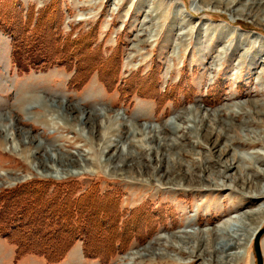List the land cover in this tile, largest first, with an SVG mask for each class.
<instances>
[{"label":"rangeland","instance_id":"1","mask_svg":"<svg viewBox=\"0 0 264 264\" xmlns=\"http://www.w3.org/2000/svg\"><path fill=\"white\" fill-rule=\"evenodd\" d=\"M225 2L0 0L1 62L2 41L10 49L9 67L0 64V264H203L162 239L176 244L172 235L183 231L199 239L257 207L240 181L223 190L210 181L191 184L162 158H209L202 144L193 146V131L180 139L193 111L220 109L216 117L235 127L230 136L262 132L264 121L225 112L254 102L264 111V24L231 15ZM146 126L176 136L181 148L155 146L139 132ZM242 142L229 143V157L262 151ZM170 170L173 181L160 176ZM263 227L264 219L249 232L238 264H256L253 239ZM30 237L43 251L42 243L61 253L17 256L11 238ZM259 244L264 264V233Z\"/></svg>","mask_w":264,"mask_h":264},{"label":"bare ground","instance_id":"2","mask_svg":"<svg viewBox=\"0 0 264 264\" xmlns=\"http://www.w3.org/2000/svg\"><path fill=\"white\" fill-rule=\"evenodd\" d=\"M236 1L237 0H228V2H225L224 4L227 11H229L231 15L233 16L240 15L241 17L247 16L248 18H250L257 24H260V25L264 24V0H244V1H240L241 4L239 6L237 5L231 6ZM252 108L253 109H246L242 104L233 103V104H230L229 109L225 113L226 115L230 114L231 116H234V117H236L238 114L242 116L249 115V117H251L253 121L254 119H256L257 122L264 121L262 118L264 115V111H262L261 113L258 111L259 105H256L254 102V105H252ZM48 110L56 111L55 109H52L50 107L48 108ZM218 111H220V109L217 111H214L213 113H204V115L199 114L198 111L197 112L193 111L191 115L189 114L190 116H188L187 118L189 124L187 123V126L185 125V127H182L183 133L180 139L183 138L187 140L188 139L187 133L189 131H193L192 134L195 135L194 137L192 136L195 139L193 141V146L200 147L202 148V150L205 147V151L209 153V158L204 157L201 159L199 158L192 159L191 161L192 163L190 164L181 163L182 161L180 162L179 161L180 159H178L177 156L175 157L173 154L172 155L165 154L162 158L169 160L170 164H172L173 166L176 165L177 170H178L179 179H186L187 182L193 181L194 183H191V184L196 185L197 183L201 181H210L206 183H211V185L219 186L220 189L223 190L224 188L226 189L230 188L229 185H227V183L235 184V183H238V181H240L242 186L239 187V190L245 189L248 187V189L250 190H246V193L244 196L246 199H249L250 201H252V204L254 206L256 205L257 207L253 210L244 211L242 214L238 215L237 217L230 219V221L227 220L228 222H231V221L235 222L233 224V227H230V225L227 224V221H224L218 226L204 231V234L201 235L199 239H195V237L197 236L195 235L196 234L195 231H183V232L173 234L172 237L176 238L178 242V243L176 242V244H171L172 242L169 243L170 240L167 242L166 238H163V239L161 238V239L165 241L163 243L165 247H170V248L175 247L178 250H180V252H187L188 253L187 255L193 256L194 259H196L197 257L200 258L203 264H238V261L242 258L241 249H240V247H242L241 246L242 243H244V240H246L247 235H250V234L253 235L256 232L259 226H261L263 219H264V184H260L259 182L258 183L253 182V177L255 175L260 176L262 179L264 178V167L260 168V167L254 166L255 163L254 165H250L251 161L258 163L259 165L261 164L264 165V127H262L263 128L262 132H260L259 133L260 135L258 134L256 138H251L250 136L246 137L245 135H243V138H242L238 136L237 134L230 136L229 132H232L233 128L235 127L233 123H230V120H228L229 122L228 121L225 122V121L218 119L216 117L217 115L216 112ZM100 114L104 115L105 113H100ZM95 115L97 116L99 115V113ZM103 117H104L103 119H105V116ZM67 118L68 117L65 116V119ZM85 119H88V118L85 117L84 119L81 118L80 120H82L83 122L87 121ZM111 125L112 124L110 123V126ZM151 126H146L144 127L143 130L139 131L144 136V138H146L148 141H150L151 143H154V145L157 147H164L165 150L168 152H169V149L171 148H177V149L181 148V145L179 143L181 141H179V139L176 138V136L174 138L166 137L164 135L162 136V134H160L161 131L157 130L156 128H152ZM114 127H116V125ZM176 127H177V130L180 129L179 125H177ZM129 130L130 129H128L127 131ZM134 131L135 130H133V133ZM111 135L112 134H110V136ZM213 135L216 136V139H214V141H211V137ZM225 136H230V137L226 138ZM217 138L225 139L224 144H222L220 147H218ZM236 139L238 140V142L242 140L244 142V145H248V144L258 145L262 151H251V152H246L245 154L242 153L241 155L237 154V152H233L231 156L229 157L228 154H230L231 152L230 151L231 146L229 143L232 141L235 142ZM200 144H202L204 147H202ZM110 145L113 146V144L109 143L108 145H106V147H109ZM153 149L154 148L152 147H146V152H151L152 154ZM213 152L217 153L216 159H212ZM180 154L186 155L184 151L181 152ZM126 157H129V159L131 158L130 161L134 160L133 154L127 155ZM154 159H156L155 156H154ZM147 161H148V158H147ZM213 161L216 162L217 165H219L218 170H213V169L210 170L209 168H207L208 167L207 165H209L208 163L212 164ZM153 170L154 171H152L151 174H157L156 169H153ZM196 170L201 173L197 174L195 172ZM248 170L253 171L254 175L251 174L249 176L248 174H246L245 172ZM208 173L216 174L219 177V180L214 179L215 175L213 176L214 178L213 177L209 178V176L207 175ZM168 174L170 177L168 176ZM173 174H175V172L173 173V171L170 170L169 173L166 171V172H163L161 175L160 174L159 175L161 177H165L167 175L168 181H173L174 179V178L172 179ZM206 232L210 233L211 236L208 237ZM220 234H225L227 237V241L220 240L219 238ZM192 241L193 243L191 244ZM147 251H149V249H147ZM161 253L162 252H160L159 254ZM191 261L193 262V259Z\"/></svg>","mask_w":264,"mask_h":264},{"label":"trees","instance_id":"3","mask_svg":"<svg viewBox=\"0 0 264 264\" xmlns=\"http://www.w3.org/2000/svg\"><path fill=\"white\" fill-rule=\"evenodd\" d=\"M16 54V53H15ZM23 59H18V60H15V62H22ZM20 67V66H19ZM23 68V67H22ZM24 70L23 71H27V67L23 68ZM32 210V209H31ZM9 212H11L10 210V207H9ZM15 230L16 226L15 225H12ZM11 229V228H10ZM35 238H37V236H34ZM11 241L16 243L18 245V247L16 248V254L17 256H19L21 253H25L27 251H31V252H34V253H46L47 255H49L50 258H53L55 256H58L60 252H58L57 250H54V249H51L49 251H47L50 247V245H45L42 243V245H44L45 247H47L48 249L46 251H43L45 249H42L39 247V242L37 239H34L33 237H30V238H26V239H22V240H19V239H15V238H11ZM84 249H85V254L88 255V251L86 249V246H84ZM87 252V253H86Z\"/></svg>","mask_w":264,"mask_h":264},{"label":"water","instance_id":"4","mask_svg":"<svg viewBox=\"0 0 264 264\" xmlns=\"http://www.w3.org/2000/svg\"><path fill=\"white\" fill-rule=\"evenodd\" d=\"M264 233V227L261 228L256 235L254 236L253 239V249H254V254L256 257V264H263L262 257H261V251H260V244H259V239L260 236Z\"/></svg>","mask_w":264,"mask_h":264},{"label":"crops","instance_id":"5","mask_svg":"<svg viewBox=\"0 0 264 264\" xmlns=\"http://www.w3.org/2000/svg\"><path fill=\"white\" fill-rule=\"evenodd\" d=\"M2 43L5 45V55H4V59L2 60V62L0 60V62H1L0 64L1 65L2 64H4V65L8 64V67H9V65H10V63H9L10 49L7 48V46H8L7 43H4L3 41H2Z\"/></svg>","mask_w":264,"mask_h":264}]
</instances>
